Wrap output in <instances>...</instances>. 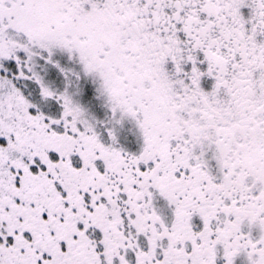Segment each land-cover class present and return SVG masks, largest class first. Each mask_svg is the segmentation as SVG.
Wrapping results in <instances>:
<instances>
[{
	"label": "snow or ice",
	"instance_id": "6c2138e0",
	"mask_svg": "<svg viewBox=\"0 0 264 264\" xmlns=\"http://www.w3.org/2000/svg\"><path fill=\"white\" fill-rule=\"evenodd\" d=\"M0 264H264V0H0Z\"/></svg>",
	"mask_w": 264,
	"mask_h": 264
}]
</instances>
